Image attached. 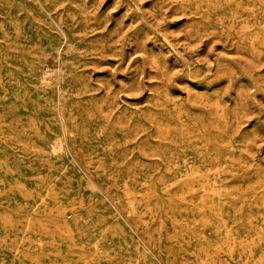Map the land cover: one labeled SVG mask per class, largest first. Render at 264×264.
Listing matches in <instances>:
<instances>
[{"label": "rangeland", "instance_id": "rangeland-1", "mask_svg": "<svg viewBox=\"0 0 264 264\" xmlns=\"http://www.w3.org/2000/svg\"><path fill=\"white\" fill-rule=\"evenodd\" d=\"M0 264H264V0H0Z\"/></svg>", "mask_w": 264, "mask_h": 264}, {"label": "bare ground", "instance_id": "bare-ground-1", "mask_svg": "<svg viewBox=\"0 0 264 264\" xmlns=\"http://www.w3.org/2000/svg\"><path fill=\"white\" fill-rule=\"evenodd\" d=\"M50 77V70L48 69L46 72H45V79L49 78Z\"/></svg>", "mask_w": 264, "mask_h": 264}]
</instances>
